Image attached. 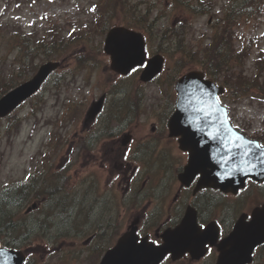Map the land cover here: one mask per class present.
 <instances>
[{"label":"rangeland","instance_id":"rangeland-1","mask_svg":"<svg viewBox=\"0 0 264 264\" xmlns=\"http://www.w3.org/2000/svg\"><path fill=\"white\" fill-rule=\"evenodd\" d=\"M4 1L0 0V74H2V78L8 77L9 74L10 80L15 85L16 82L11 77L12 68H22L23 72L29 71L28 76L22 77L19 80L23 82L32 77L39 66L49 59L44 54L42 47L31 49V56H26L24 47L26 45L32 47L34 44H39L46 34L50 35L52 32L49 27L50 25L55 26L54 28L59 34L58 37H61V34L67 33L68 30L74 32L70 36L81 35L91 25H95L92 27L93 32L91 31V33L97 34L102 29L104 20L106 23L109 21L110 24L119 23V19L115 18L119 14L115 8L118 6L114 1L110 3V0H23V4L22 0ZM147 1L148 6L152 5V0ZM179 1L182 6L186 7L184 11H179L180 7L178 5L174 6L168 0H156V7L151 14V20L154 18L158 19L154 24L155 30H150L155 32V34H161L163 30H167L175 22L180 23V20L187 19L181 26L187 27L190 21L193 30L188 38L192 44H196L204 38H210L214 32V27L212 26L214 25V19H216L215 14L213 16L212 13H208L207 15L198 14V10L194 12L193 8L187 7L189 0ZM209 1L212 4L216 2V13H220L222 8L231 2L232 4H239L243 0ZM261 1L264 7V0ZM93 4L97 5L96 12L104 13V17L101 18L96 12H91ZM4 5L6 6L4 7ZM140 6L146 8V4L144 6L141 4ZM116 11L117 14L114 17L113 13ZM106 13H111L112 17ZM99 19L101 21L97 23ZM15 26H19L25 32H29L30 38L25 39V36H28L26 34L22 38L20 35L19 37H15L17 36L14 31ZM147 26L151 25L148 24ZM150 30L148 33L151 36ZM233 32L238 38V43H241L243 40L244 42L246 40L249 41L254 37V41L252 42L255 45L252 47L247 60L242 64L246 69V73L252 74L260 66L259 64L256 65L257 59H264V13H256L253 16H241L234 26ZM37 33L39 34L37 35ZM167 37L168 39L170 38L169 35ZM104 39L105 37L102 39L96 38L94 42L101 47L102 45L104 46ZM62 41L65 40L62 39ZM150 45L154 49V54L157 49L153 38L150 41ZM56 50L57 53L60 52L61 46L57 45ZM62 50V54L57 55V60L63 62L62 67L45 83L39 96L29 99L10 116L11 118L0 120L1 127H8L11 122L13 123L16 120L18 124L17 128L11 133H6L4 136L0 135V198L2 199H5L1 195L5 191H8V185L13 186L16 183L18 184V182L28 178L30 173L34 174L35 168L45 159L43 151L45 152L48 148H53V144L58 143L64 149V152L56 157L53 156L55 154L54 151L51 154V159L47 161L49 166L46 172H51L56 178L48 181L45 179V175H42L35 180V183H39L41 189H44L47 195L46 197L38 198L37 201L41 206L27 212L28 207L32 206L35 202V197H31L30 193L24 195V197H31L24 204H12L9 209L16 214L18 224L14 229L10 228L9 231L3 232L0 242L3 246L9 241L12 244L11 246L15 245V247L31 249L30 258H32V264H95L96 258L93 254L87 256L85 255L86 253L80 252V256L83 257L80 259L76 255V252L81 247L75 248L71 242L72 236L78 237L82 243L86 237L85 232L87 230L78 227L75 221L79 218L78 213L74 212L72 204L63 206L64 201L60 203L56 202L57 199L53 201V195L57 192L72 193L71 200H73L74 197H81L83 194L84 182H82L81 177L84 172V166L79 168V172L76 174L80 177H77L73 181V184L70 182V178L59 174L60 168L65 166L66 161L69 159L67 153L71 149L70 139L67 143L66 138L68 136L65 135V132L67 131L70 137H72L74 133L78 134L76 130L79 129L74 128V126H72L74 130L69 129V127L71 128V124H68L65 116L69 99L70 106L72 107H75L77 103L83 102L81 106L84 107V111L81 121L78 123L80 126L83 125L87 101L89 102L91 98L96 96L101 87L100 84L104 82L101 76L103 73L106 74L108 72L106 69L109 68V60L106 61V56L102 54V51L91 54V49L87 47L85 38L82 40L79 38V41L75 43L71 41L63 43ZM167 52L171 54V58L168 59L166 71L162 75L163 86L156 87L155 84L150 85L149 83L143 88L147 92V97L151 99V102L145 105L143 109L151 112L152 115H158L162 112L160 106L162 104L165 105L169 101V93L175 94L172 87L175 85L177 74L174 78L173 75L178 72L177 69L180 65L183 67L185 65V62L179 61L181 56L178 45L172 46ZM99 56H101V59L97 60ZM18 58L20 62L17 61ZM94 65H98L99 72L98 70L92 72L95 69ZM192 66L201 67L200 65H191L190 67ZM69 68L70 70L74 68V73L72 74L74 76H68ZM85 68L86 70H84ZM59 76L63 79V84L61 83L63 88H60V90L56 88L58 87L56 79ZM167 78L170 80V87L165 84ZM131 80H125V82L130 83ZM222 101L229 107L230 117L238 128L247 131V134L254 137L263 136L264 139L263 100L246 95L240 99L226 96ZM141 117L145 118L146 116L142 115ZM159 119H162V116ZM152 123L153 126H156V129L159 128V124L154 123V121ZM115 124L114 128L117 136L121 138V133L129 125L118 122ZM72 154L75 155V150ZM82 159L83 157L79 158V163H76V167H72V169L82 164ZM52 162H54L53 166L50 165ZM71 185L73 187H70ZM247 191L250 192V195L245 196L250 199L249 206L245 205V209L248 210L252 206L257 205L262 198L259 195V187H252ZM61 196L62 193H58L55 198ZM85 198L81 200L83 207H85ZM1 218L2 216H0ZM41 221H43L44 227L40 226ZM99 221L101 220L99 219ZM126 222L127 219L119 226L122 228V232L127 226ZM79 223L85 226L84 222L80 221ZM119 227L110 231L109 234H116L119 231ZM71 228L73 229L71 230ZM23 231L27 232V234L22 235ZM30 245H32V248L28 247ZM55 251L58 254L53 256V252ZM72 252H74V256L71 255ZM190 261L189 259H185L181 261V264H189ZM256 261H259L258 264H264V254L261 253V259L257 255Z\"/></svg>","mask_w":264,"mask_h":264},{"label":"water","instance_id":"water-1","mask_svg":"<svg viewBox=\"0 0 264 264\" xmlns=\"http://www.w3.org/2000/svg\"><path fill=\"white\" fill-rule=\"evenodd\" d=\"M144 49V36L136 31L115 27L108 35L107 50L113 57V67L121 72H128L135 65L142 64L146 59ZM163 61L161 55L151 58L143 78L148 80L161 71ZM58 66V62L52 61L43 64L31 80L1 98L0 117L7 115L39 89ZM177 88L180 99L178 111L171 119V131L172 134H182V147L191 152L187 172L202 174L199 185L237 192L245 187L248 177L263 181L264 157L260 153L264 152V148L257 147L261 145L258 140L248 138L233 127L227 108L218 99L224 88L213 80L205 79L204 73L197 70L184 75ZM138 239L136 228L125 233L107 252L101 264H159L169 252L177 258L188 249L185 244L178 247L169 241L168 236L167 241L158 246L146 238L141 242ZM230 240L234 241L233 252L224 247L221 264L251 262L254 248L264 242V205L254 209L252 221L241 223ZM7 250L12 256V264H24L25 254L21 250ZM231 254H234L233 258Z\"/></svg>","mask_w":264,"mask_h":264},{"label":"flooded vegetation","instance_id":"flooded-vegetation-1","mask_svg":"<svg viewBox=\"0 0 264 264\" xmlns=\"http://www.w3.org/2000/svg\"><path fill=\"white\" fill-rule=\"evenodd\" d=\"M113 104L110 113H113ZM121 113L127 114L128 111ZM123 120L129 121V117L121 119ZM158 121L156 122L159 124L158 129L152 126L153 135L141 136V143L133 146L130 152L131 158L116 164L109 171V180L105 173L106 160L112 159H107V155L120 153V147L115 141L116 137L114 135L112 137L114 142L106 147L103 143L105 132L101 129H92L90 132V123L85 124L83 156L88 164L93 162L98 166L96 179L87 183L88 196L85 198L84 207L87 221L100 219L106 225L112 219L117 220L126 215L139 221L141 234H149L151 238L153 235L156 241L162 242L161 233L177 226L189 212L191 216L196 215L202 228L210 226L209 235L207 234L205 238L208 249L205 255L197 259L186 254L177 261L168 257L166 263H178L190 259L189 264L193 262L217 264L218 243L231 234L239 218L246 212L245 205L249 206V200L242 198L240 194L222 193L214 189L195 191V183L186 186L177 179H168L169 170L159 172V176L154 175V168H149L153 161L164 159L170 163L172 150L175 144L178 146V139L168 136L167 120ZM103 125L107 127L105 123ZM89 132L92 137L91 144L88 142ZM182 152L181 155L183 158L185 156L186 161L188 153ZM97 156H102L104 159ZM89 157L92 159H88ZM174 167L178 166L174 165ZM250 182L256 184L255 181L250 180ZM97 187L105 192L94 196ZM259 194L264 196L262 187ZM89 236L90 240L96 241L95 232Z\"/></svg>","mask_w":264,"mask_h":264},{"label":"trees","instance_id":"trees-1","mask_svg":"<svg viewBox=\"0 0 264 264\" xmlns=\"http://www.w3.org/2000/svg\"><path fill=\"white\" fill-rule=\"evenodd\" d=\"M113 1L116 2V5L118 6L115 7L116 10L119 13L123 12V16L120 19L125 20L124 22L134 27L138 25H144L146 29L150 28V26H147L146 23L150 21V15L154 10L151 5H149L144 12L143 10L139 9L141 0L135 5H131L125 2V0H110V3H112ZM128 1L131 2L132 0ZM169 1L173 5H177L180 3L179 0ZM188 6L191 9L194 8L195 10L201 8V13L204 11L209 12V8L212 7L211 5H207V2L206 4L202 3V7H199V5H193L191 0H189ZM262 10L263 5L261 3V0H248L242 3V5L239 7L233 4L229 5L226 8L224 21L220 22V24L217 25L216 30L212 36L211 43L208 46H205L202 41L201 43L198 42L196 44H192V42L189 43V41H187L189 28L185 27L184 25L181 26V23H177L176 26L167 28V30L163 34H160V36L165 40V37L169 35L170 42L175 46H179V54L181 56L179 61L185 62V65L184 67L180 65L177 69L178 71L188 69L191 65L201 64L204 70L209 75L213 76V78H215L216 80H221L225 85H227L230 94H233V96L237 97L240 95H245L246 91L248 90L251 95H256L260 98H263L264 59H257L256 65L259 64L260 66L252 74H247L243 70H235L237 68V65H240L243 62L244 56L248 54L246 53L243 56L245 48L248 49L252 47L253 43L248 41L245 42V44L240 47V49L234 48L235 35L233 32V26L237 23L236 18L239 15V17H241L245 14H255L262 12ZM117 11L113 14H117ZM103 14L104 13H100V16L103 17ZM109 14L108 16L112 17L111 13ZM103 26L104 27L102 29L105 28L106 30L107 27L104 24ZM99 32H101V30ZM63 43H66V41H62L61 39H58L55 42V44L61 46V50L57 53V55L62 54ZM27 47L28 55L31 56V49L28 45ZM28 75L29 71H26L23 74H19L18 72L14 71L12 78L16 83H18L22 77H26ZM61 83L63 84V80L58 77L56 79V85L58 87L62 86ZM4 90H7V88H4ZM17 126V122H11L9 124L10 128L8 127L6 129V132L13 131L15 128H17ZM30 182L35 183V178H32ZM27 193H30L33 197L39 198L47 196L45 190H42L41 187L35 189L34 186H32L30 183L24 182L19 185V188L16 189L11 197H7V199L0 198V216H2V218L0 219V234L9 231L10 228L14 229L17 226L18 219L16 218V214L11 212L9 208L12 206V204H24V202L30 198L24 197V195ZM54 196L55 194L53 195V198ZM67 205H70V202L63 203V206ZM40 226L44 227L43 221H41ZM26 234L27 232H22V235Z\"/></svg>","mask_w":264,"mask_h":264},{"label":"snow or ice","instance_id":"snow-or-ice-1","mask_svg":"<svg viewBox=\"0 0 264 264\" xmlns=\"http://www.w3.org/2000/svg\"><path fill=\"white\" fill-rule=\"evenodd\" d=\"M133 71H135V69H133ZM237 139H239V137H237ZM249 143L253 142L250 141ZM257 147L264 148V145H257ZM247 154L248 153L246 152L245 155ZM260 156L264 157V152H261ZM0 264H12V256L8 250L3 247H0Z\"/></svg>","mask_w":264,"mask_h":264}]
</instances>
